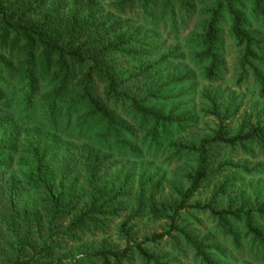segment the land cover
Segmentation results:
<instances>
[{
    "label": "trees",
    "instance_id": "trees-1",
    "mask_svg": "<svg viewBox=\"0 0 264 264\" xmlns=\"http://www.w3.org/2000/svg\"><path fill=\"white\" fill-rule=\"evenodd\" d=\"M246 8L264 27V0H0V264H130L133 254L141 264H165L144 244L172 233L200 264H218L210 250L223 254L219 247L179 227V213L189 209L208 211L235 249L241 238L231 220L242 222L244 237L264 251V228L256 225L252 210L215 208L227 193L226 182L213 188L208 202L190 203L227 164L211 169L213 145L249 152L246 145L256 141L264 151L259 127L245 120L232 134L223 125L228 107L221 113L218 95L208 90L204 114L217 122L212 135L195 144L171 142L176 154L195 157L183 174L187 185L172 188L176 198L156 206L159 183L148 177L140 181L135 210L119 226L122 249L74 247L84 234L102 230L107 217H117V202L127 197L130 173L118 187L102 179L112 156L138 158L142 146L155 151L194 124L191 111H183L180 102L173 106L184 90L179 95L170 90L190 82L193 73L174 69L163 78L160 67L168 70L172 55H160L162 44L147 28L168 23L175 28L179 17L201 14L188 35L190 60L203 80L214 83L225 70L223 28L229 26L240 51L238 82L251 77L264 98V38L255 34L258 29L251 32ZM74 160L81 165V185ZM146 212L167 219L168 229L137 241L128 224ZM257 212L264 218V204Z\"/></svg>",
    "mask_w": 264,
    "mask_h": 264
},
{
    "label": "rangeland",
    "instance_id": "rangeland-1",
    "mask_svg": "<svg viewBox=\"0 0 264 264\" xmlns=\"http://www.w3.org/2000/svg\"><path fill=\"white\" fill-rule=\"evenodd\" d=\"M242 12L251 25V32L258 29L255 34L259 33L258 35L264 38L262 22H255L252 19L250 8H246ZM129 18L134 20L136 26H142L144 30L146 29V26L138 22L134 16L131 15ZM202 19L203 17L198 13L191 18L179 17L178 25L175 28L170 23L167 25L159 24L156 28H147L151 33L157 35L162 44L160 55L165 53L172 55V59L168 61L172 66L168 70L160 67V70H163V78L167 73L171 74L174 69L176 73L187 72V70L193 73L190 82L170 90L172 95H179L184 90L181 97L175 98L173 106L176 105V102H180L183 105V111H191L194 124L188 125L180 132H175L169 141L162 142L159 149L155 151L147 150L142 146L138 158L116 154L112 156L109 169L101 174L102 179L104 183L108 185L114 183L118 187L124 181L126 174L130 173L126 188L127 197L117 202L121 208L118 216L107 217L104 221L105 225L102 229L104 231L92 230L91 233L81 237L80 243L74 245L79 251L94 252L103 244L107 248L114 247L117 250L125 246V241L118 234L119 226L132 215L136 208V199L140 195V181L153 177V181L159 183L153 198L156 206L161 203L168 205L176 198L172 191L174 186L183 185L185 187L187 185L183 179V174L185 169L195 165V157L187 154V152L176 154V149L171 142L195 144L201 138L210 137L216 129V120L204 114V111L210 108L208 102L203 99L205 90L218 95V103L222 105L221 113L228 107V110L223 113L225 118H223L222 123L229 127L232 134L240 129L245 120L249 121V127L257 126L264 134V98L260 97L258 88L251 77L238 82L240 51L228 34L229 26L224 25L223 28L225 70L220 80L214 83L206 82L200 76L199 68L192 64L190 60L192 47L188 35L193 32ZM262 52L264 53V45ZM262 70L264 71V68ZM173 106L167 103V109L170 110ZM248 130L249 128L245 132ZM82 143L79 142L76 145L81 146ZM72 144L76 146L74 143ZM246 146L249 152L239 146L229 148L215 144L211 147V169H216L217 164L220 163L222 165L227 164L222 167L220 173L211 175L203 183L202 189L197 192L190 203L204 204L208 202L213 188L222 182H226L227 193L216 199L215 208L217 210H252L256 225L264 228V218H260L257 212L260 205L264 204V151H261L256 141ZM74 161L76 162L72 165L75 173H80L79 185H81L83 181L81 165L77 160ZM15 169L18 170V167ZM149 187V192H151L153 186L150 184ZM147 188L148 186L145 187L148 191ZM27 196L30 197L29 194ZM166 209L167 214L170 215L168 206ZM147 212L142 217L132 219L128 224L131 226L132 237L137 241H144L146 238H150L152 234L168 229L169 221L167 219H161ZM177 223L179 227L186 229L198 240L219 247L223 254L213 249L210 250L218 264H264V251L258 250L252 245L250 238L244 237L243 223L240 221L231 220L233 228L241 238L238 249H235L228 237L221 232L217 226V221L208 211L196 209L182 211L177 217ZM144 247L154 255H158L162 259L161 262L165 264H200L198 260L194 259L182 238L176 233H172V238H165L156 243H145ZM130 264H141V261L137 255L133 254Z\"/></svg>",
    "mask_w": 264,
    "mask_h": 264
}]
</instances>
